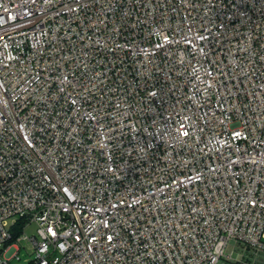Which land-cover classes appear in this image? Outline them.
Returning a JSON list of instances; mask_svg holds the SVG:
<instances>
[{"label": "built area", "instance_id": "2783aa9c", "mask_svg": "<svg viewBox=\"0 0 264 264\" xmlns=\"http://www.w3.org/2000/svg\"><path fill=\"white\" fill-rule=\"evenodd\" d=\"M22 251L264 255V0H0V264Z\"/></svg>", "mask_w": 264, "mask_h": 264}, {"label": "rangeland", "instance_id": "374dc122", "mask_svg": "<svg viewBox=\"0 0 264 264\" xmlns=\"http://www.w3.org/2000/svg\"><path fill=\"white\" fill-rule=\"evenodd\" d=\"M24 233L28 234L29 236H36L37 237V224L36 223H31L28 226L25 227ZM238 253V250L234 252V255L236 256ZM246 254L248 256L245 258V260H241V264H264V255L260 254L258 256L255 255L252 251H247ZM263 255V256H262ZM22 259L20 261L16 259H11V264H26V258L27 255L24 254V252H21Z\"/></svg>", "mask_w": 264, "mask_h": 264}, {"label": "trees", "instance_id": "16d2710c", "mask_svg": "<svg viewBox=\"0 0 264 264\" xmlns=\"http://www.w3.org/2000/svg\"><path fill=\"white\" fill-rule=\"evenodd\" d=\"M25 220L20 219L17 224L13 227L14 236L20 235L24 230Z\"/></svg>", "mask_w": 264, "mask_h": 264}]
</instances>
